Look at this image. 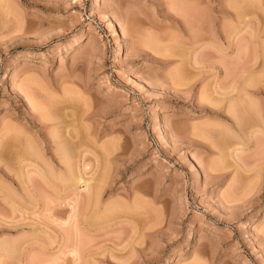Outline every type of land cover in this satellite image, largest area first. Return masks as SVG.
Segmentation results:
<instances>
[{"label": "rangeland", "instance_id": "1", "mask_svg": "<svg viewBox=\"0 0 264 264\" xmlns=\"http://www.w3.org/2000/svg\"><path fill=\"white\" fill-rule=\"evenodd\" d=\"M0 264H264V0H0Z\"/></svg>", "mask_w": 264, "mask_h": 264}, {"label": "bare ground", "instance_id": "2", "mask_svg": "<svg viewBox=\"0 0 264 264\" xmlns=\"http://www.w3.org/2000/svg\"><path fill=\"white\" fill-rule=\"evenodd\" d=\"M234 5V4H233ZM234 8H235V6H234ZM76 137V136H75ZM62 140V139H61ZM69 148H67L65 145H63L62 143H59V146H58V150L60 151L59 152V154L62 152V153H64V155H65V159L66 160H64V159H62L61 161H63L64 163H62V164H66V165H68L70 162L69 161H67V160H70V161H72L71 160V156L72 155H70L71 153L69 152V150H68ZM73 151V150H72ZM61 153V154H62ZM62 156H63V154H62ZM69 156H70V158H69ZM75 156V155H74ZM73 156V157H74ZM64 157V156H63ZM69 158V159H68ZM60 161V162H61ZM67 161V162H66ZM72 165V164H71ZM68 168H69V165L67 166ZM72 166H70V168H71ZM70 172V171H69ZM72 172V171H71ZM69 174H71V173H69ZM68 180V179H67ZM68 181H70L73 185H75V186H78V185H80V183H82V182H84L83 181V178L82 177H75V176H72V177H70L69 178V180ZM84 190H86L87 192H89V187H90V184L86 181V183H84ZM6 248V247H5Z\"/></svg>", "mask_w": 264, "mask_h": 264}]
</instances>
